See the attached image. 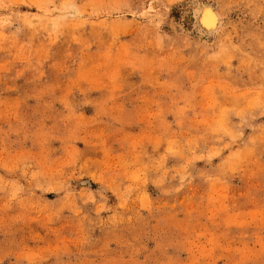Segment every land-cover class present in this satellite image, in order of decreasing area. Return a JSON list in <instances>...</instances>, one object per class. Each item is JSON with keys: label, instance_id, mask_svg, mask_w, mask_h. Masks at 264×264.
Returning <instances> with one entry per match:
<instances>
[{"label": "rangeland", "instance_id": "1", "mask_svg": "<svg viewBox=\"0 0 264 264\" xmlns=\"http://www.w3.org/2000/svg\"><path fill=\"white\" fill-rule=\"evenodd\" d=\"M0 264H264V0H0Z\"/></svg>", "mask_w": 264, "mask_h": 264}, {"label": "bare ground", "instance_id": "2", "mask_svg": "<svg viewBox=\"0 0 264 264\" xmlns=\"http://www.w3.org/2000/svg\"><path fill=\"white\" fill-rule=\"evenodd\" d=\"M200 22L202 26L208 28L211 31H216L219 27V19L217 14L210 8H207L205 12L202 13Z\"/></svg>", "mask_w": 264, "mask_h": 264}]
</instances>
